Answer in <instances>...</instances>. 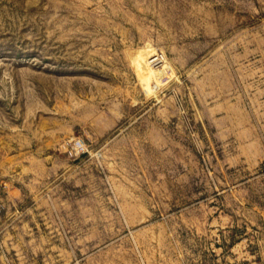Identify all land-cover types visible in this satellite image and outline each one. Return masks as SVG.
<instances>
[{
    "label": "rangeland",
    "instance_id": "1",
    "mask_svg": "<svg viewBox=\"0 0 264 264\" xmlns=\"http://www.w3.org/2000/svg\"><path fill=\"white\" fill-rule=\"evenodd\" d=\"M0 264H264V0H0Z\"/></svg>",
    "mask_w": 264,
    "mask_h": 264
}]
</instances>
